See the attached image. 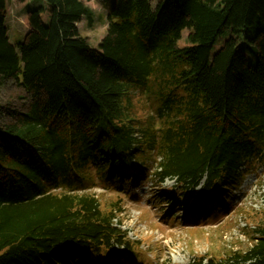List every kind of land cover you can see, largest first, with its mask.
Instances as JSON below:
<instances>
[{
	"label": "trees",
	"instance_id": "16d2710c",
	"mask_svg": "<svg viewBox=\"0 0 264 264\" xmlns=\"http://www.w3.org/2000/svg\"><path fill=\"white\" fill-rule=\"evenodd\" d=\"M44 1L12 44L0 0V84L23 93V108L0 106V264L136 257L98 183L126 194L151 173L175 183L155 195L164 213L188 194L194 220L225 212L243 170L264 165V0H114L96 49L78 28L85 0ZM260 217L248 249L205 264H264Z\"/></svg>",
	"mask_w": 264,
	"mask_h": 264
},
{
	"label": "rangeland",
	"instance_id": "374dc122",
	"mask_svg": "<svg viewBox=\"0 0 264 264\" xmlns=\"http://www.w3.org/2000/svg\"><path fill=\"white\" fill-rule=\"evenodd\" d=\"M85 3L94 13L93 20L89 23L82 19L78 28L96 49L106 35L107 16L114 0H85ZM44 8V0H27V3L8 0L7 23L13 44L20 43L25 37L28 30L26 14ZM187 35V32L183 34L184 39ZM22 95L13 80L0 84V106L21 109L23 102L18 97ZM134 102L137 118H144L153 112L151 101L143 96L138 95ZM148 167L151 172L156 166L149 162ZM243 171L244 179L240 187L229 197V211L216 210L214 217L197 220L188 213L198 204L194 194L186 196L188 199L183 200L185 205L182 209H172V212L167 209L164 213L166 205L161 204L155 195L160 189L174 191L175 183L168 180L158 187L155 178L150 177L151 173L144 181H135L130 193L118 192L103 183H98L91 192L99 197L104 210L111 209L112 205L121 209L116 212L114 222L126 232L137 253L132 258L126 252L128 260L125 264H205L211 257L220 259L232 251H244L253 242L252 230L261 221L260 214L264 210V165L254 160ZM159 194L166 196L165 193ZM112 264L117 263L113 261Z\"/></svg>",
	"mask_w": 264,
	"mask_h": 264
},
{
	"label": "crops",
	"instance_id": "0c3cea01",
	"mask_svg": "<svg viewBox=\"0 0 264 264\" xmlns=\"http://www.w3.org/2000/svg\"><path fill=\"white\" fill-rule=\"evenodd\" d=\"M21 1V0H20ZM6 3H7V9H8V0H6ZM26 3H27V0H26ZM7 27H8V23H6ZM8 36H9V39H10V42L12 43L11 41V37H10V32H9V27H8ZM13 44V43H12Z\"/></svg>",
	"mask_w": 264,
	"mask_h": 264
}]
</instances>
